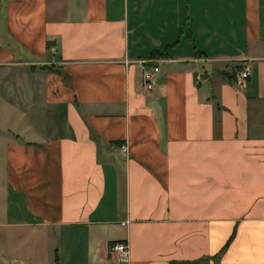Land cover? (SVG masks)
I'll list each match as a JSON object with an SVG mask.
<instances>
[{"label":"crops","instance_id":"obj_1","mask_svg":"<svg viewBox=\"0 0 264 264\" xmlns=\"http://www.w3.org/2000/svg\"><path fill=\"white\" fill-rule=\"evenodd\" d=\"M0 264H264V0H0Z\"/></svg>","mask_w":264,"mask_h":264},{"label":"built area","instance_id":"obj_2","mask_svg":"<svg viewBox=\"0 0 264 264\" xmlns=\"http://www.w3.org/2000/svg\"><path fill=\"white\" fill-rule=\"evenodd\" d=\"M149 62H144L143 67H142V83L144 88L148 89V91H151L156 75L159 72L158 67H148ZM248 70H245L242 75L241 79H247L248 77ZM120 150L122 153L126 152L127 147L126 145H121L120 147L117 148ZM112 253L115 254L121 261H128L129 258V248L126 243H117L112 247Z\"/></svg>","mask_w":264,"mask_h":264},{"label":"trees","instance_id":"obj_3","mask_svg":"<svg viewBox=\"0 0 264 264\" xmlns=\"http://www.w3.org/2000/svg\"><path fill=\"white\" fill-rule=\"evenodd\" d=\"M152 58H157V59L165 58V52L160 53L159 51H154V53L152 54ZM148 67H152V66L148 65Z\"/></svg>","mask_w":264,"mask_h":264}]
</instances>
